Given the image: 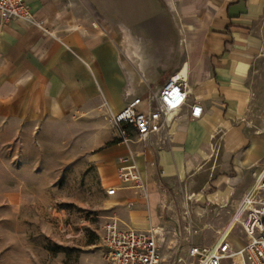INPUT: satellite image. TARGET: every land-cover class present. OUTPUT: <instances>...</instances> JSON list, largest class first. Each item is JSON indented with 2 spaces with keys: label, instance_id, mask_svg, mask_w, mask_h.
<instances>
[{
  "label": "crops",
  "instance_id": "1",
  "mask_svg": "<svg viewBox=\"0 0 264 264\" xmlns=\"http://www.w3.org/2000/svg\"><path fill=\"white\" fill-rule=\"evenodd\" d=\"M26 2L48 32L0 19V150H7L1 166L18 164L9 144L26 126L73 113H108L105 103L118 112L132 97L147 94L135 86L137 68L124 57L131 50L121 39L139 38L148 22L169 19L181 35L172 53L180 56L170 68L177 65L173 75L189 70V103H199L203 117L193 121L185 108L169 135L153 136L147 149L131 146L145 173L147 200L118 178L128 148L115 140L114 130L86 143L76 169L91 168L86 180L102 214L122 228L166 226V216L177 221L184 194L208 209L238 205L264 167V0ZM133 46L142 54L138 43ZM143 61L140 71L147 68ZM144 77L149 89L152 76ZM144 84L138 79L137 85ZM108 188L116 194L108 196ZM20 196L2 187L0 204Z\"/></svg>",
  "mask_w": 264,
  "mask_h": 264
},
{
  "label": "rangeland",
  "instance_id": "2",
  "mask_svg": "<svg viewBox=\"0 0 264 264\" xmlns=\"http://www.w3.org/2000/svg\"><path fill=\"white\" fill-rule=\"evenodd\" d=\"M161 24L164 27L157 28ZM139 33V38L121 41L126 40L125 48L131 50L124 57L137 68L135 86L148 93L146 83L137 85L138 79L144 82V76H152L149 84L156 90L176 72V64L174 70L170 67L180 56L172 53L181 35L173 21L157 18ZM134 42L143 50V64L147 65L143 71L139 70L141 61L134 57ZM177 73L187 79L189 70L183 67ZM112 130L109 113H73L49 125L26 126V132L9 144L8 151L18 164L1 166L7 150H0V189L21 193L19 198L10 197L9 204H0V264H105V249L97 226V217L105 216V210L93 193L91 182L86 180L91 168L79 170L76 164L81 162L85 145H90L93 136ZM45 161L57 163L48 165ZM191 197H181L178 224L165 217L168 224L164 227L172 232L170 240L174 239V231L181 233V240L177 242V252L167 247L169 243L164 246L163 264H173L175 257H185L189 242L203 247L214 245L218 232L231 219L234 209H208ZM186 204L189 213L184 216ZM238 234L236 228L230 237L236 245Z\"/></svg>",
  "mask_w": 264,
  "mask_h": 264
},
{
  "label": "built area",
  "instance_id": "3",
  "mask_svg": "<svg viewBox=\"0 0 264 264\" xmlns=\"http://www.w3.org/2000/svg\"><path fill=\"white\" fill-rule=\"evenodd\" d=\"M0 19L48 32L35 20L26 0H0ZM144 83L148 82L145 80ZM189 96L186 79L173 75L159 89L153 90L149 86L147 94L132 97L118 112L104 104L115 140L128 148V156L120 160L128 164L118 169V178L145 200L149 197L148 184L131 146L147 149L152 145L153 136L161 132L169 135L174 118L185 108H189L191 120L201 119L204 115L202 106L189 103ZM116 192V188H108L106 194L113 196ZM184 209L185 216L189 213L187 204ZM97 226L105 249V264H163V248L167 243L171 251L179 250L177 242L181 240L178 238L181 233L174 231V239L170 240L172 232L164 226L147 230L122 228L117 219L107 216H98ZM236 228L239 229L237 245L230 239ZM173 264H264V167L254 175L252 185L234 208L228 225L218 232L216 243L203 247L189 242L186 256L175 257Z\"/></svg>",
  "mask_w": 264,
  "mask_h": 264
},
{
  "label": "bare ground",
  "instance_id": "4",
  "mask_svg": "<svg viewBox=\"0 0 264 264\" xmlns=\"http://www.w3.org/2000/svg\"><path fill=\"white\" fill-rule=\"evenodd\" d=\"M134 55L136 56L137 59H139L140 61H143L142 54L139 52V50L137 48H135V50H134ZM177 78H182V77L180 75Z\"/></svg>",
  "mask_w": 264,
  "mask_h": 264
}]
</instances>
